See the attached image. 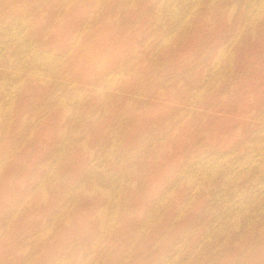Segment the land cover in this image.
Segmentation results:
<instances>
[{
  "label": "rangeland",
  "instance_id": "1",
  "mask_svg": "<svg viewBox=\"0 0 264 264\" xmlns=\"http://www.w3.org/2000/svg\"><path fill=\"white\" fill-rule=\"evenodd\" d=\"M0 264H264V0H0Z\"/></svg>",
  "mask_w": 264,
  "mask_h": 264
}]
</instances>
